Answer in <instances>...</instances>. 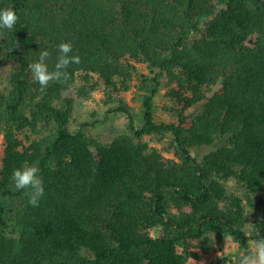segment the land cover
I'll return each instance as SVG.
<instances>
[{
    "label": "trees",
    "instance_id": "1",
    "mask_svg": "<svg viewBox=\"0 0 264 264\" xmlns=\"http://www.w3.org/2000/svg\"><path fill=\"white\" fill-rule=\"evenodd\" d=\"M8 8L18 20L0 29V69L12 64L0 90V264H225L205 257L213 239L264 238V0H0ZM61 43L80 62L41 91L28 65L47 50L55 71ZM162 88L169 121L156 120ZM88 89L126 132L105 143L88 123L69 130ZM146 136L169 138L174 158ZM32 166L38 207L11 178ZM245 204L258 212L250 237Z\"/></svg>",
    "mask_w": 264,
    "mask_h": 264
},
{
    "label": "rangeland",
    "instance_id": "2",
    "mask_svg": "<svg viewBox=\"0 0 264 264\" xmlns=\"http://www.w3.org/2000/svg\"><path fill=\"white\" fill-rule=\"evenodd\" d=\"M12 64H8L0 69V90H2L6 82L8 81L9 74L11 72ZM139 73H147L145 66H137ZM165 89L162 88L158 96L154 100V109L156 112L157 121H169L171 120L172 103L169 99L164 97ZM141 100L142 92L138 89L137 80L131 81V86L128 92V104L133 109L136 125L141 124ZM111 107L105 106L101 99V93L87 90L85 98L77 99L74 104V110L72 114V120L69 124V130L73 131L79 127V125L88 123L89 134L94 138L99 139L102 142H110L117 134H122L127 131V119L124 116L116 115L112 112ZM51 126H42L41 134L43 136L51 134ZM143 141L148 143L151 147L160 150L167 158H174V149L170 144L169 138H160L156 136H146ZM1 149V140H0ZM1 168V159H0ZM230 193L242 195V191L234 186L232 182L227 185ZM256 201V198L254 199ZM254 201V203H255ZM7 208H12L16 203L7 201ZM251 207L245 204V213L247 217V224L245 228V235L249 236L254 231V225L258 221V212L256 205ZM159 230L151 232L152 236H157ZM250 237V236H249ZM250 238L246 243H242L238 240L223 237L220 241L213 239V242L209 246V253L205 255L207 259H220L225 264H240V260L243 255L247 254V251L251 248ZM180 251V249H179ZM181 252V251H180ZM200 253H202L200 251ZM188 264H193L191 259L188 260Z\"/></svg>",
    "mask_w": 264,
    "mask_h": 264
},
{
    "label": "clouds",
    "instance_id": "3",
    "mask_svg": "<svg viewBox=\"0 0 264 264\" xmlns=\"http://www.w3.org/2000/svg\"><path fill=\"white\" fill-rule=\"evenodd\" d=\"M18 17L11 8L0 9V29H12L17 23ZM60 55L55 64V71L50 72L46 60L50 53L47 50L39 52L38 61L28 65L34 79L39 83L41 91L47 88L50 81H61L67 77L66 69L69 64L80 62L79 56L69 53L72 51L70 43H61L59 46ZM39 168L25 167L15 169L12 172V180L16 190L26 191L28 195V204L32 207H38L40 199L44 196V188L39 177ZM240 264H264V238H257L251 241V248L240 260Z\"/></svg>",
    "mask_w": 264,
    "mask_h": 264
}]
</instances>
